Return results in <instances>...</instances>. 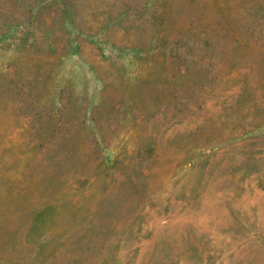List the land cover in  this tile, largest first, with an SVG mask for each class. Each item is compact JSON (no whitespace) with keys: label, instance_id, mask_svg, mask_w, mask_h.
Here are the masks:
<instances>
[{"label":"rangeland","instance_id":"1","mask_svg":"<svg viewBox=\"0 0 264 264\" xmlns=\"http://www.w3.org/2000/svg\"><path fill=\"white\" fill-rule=\"evenodd\" d=\"M0 264H264V0H0Z\"/></svg>","mask_w":264,"mask_h":264}]
</instances>
